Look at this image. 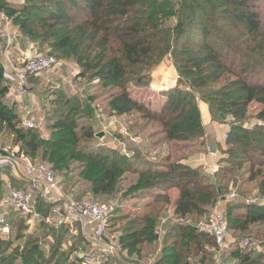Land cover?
Masks as SVG:
<instances>
[{"label": "trees", "instance_id": "trees-1", "mask_svg": "<svg viewBox=\"0 0 264 264\" xmlns=\"http://www.w3.org/2000/svg\"><path fill=\"white\" fill-rule=\"evenodd\" d=\"M36 1L25 0L26 5L19 11L3 3L0 4V12H5L12 18L15 27L31 44L38 47L47 45L51 50L64 53L66 60L81 65L85 73L92 72L97 77H103V87L115 86L119 89L110 102L112 113L116 116L141 114L143 118L161 126L165 141L200 138L203 130L193 96L197 94L207 104L212 122H221L225 115H232L241 121L248 105L256 103L262 105L263 109L255 118L264 123V80H261V76H264V39L257 41L261 24L257 11L252 10L247 1L210 0L213 1L210 9L221 10V17L227 24L246 27L248 37L254 40V47H249L250 50L259 53L262 58L245 55L229 43L225 34L211 31L206 20L199 21L194 0H189L184 7L185 15L172 30L175 37L170 45L158 39L157 25L151 19L154 18L155 21L157 17L159 20L162 14L157 7L159 0H45L42 6L35 5ZM131 6L136 8L132 15L129 11ZM141 16L152 20L151 23L148 25L146 20H140ZM145 30H149L148 33L144 34ZM61 31H65L66 35H60ZM154 40L159 58L170 53L179 75L193 78L191 86L194 92L189 94L177 89L168 91L166 100L157 113L130 97L123 81L128 67L143 65V60L155 53L152 43ZM182 42L189 43L193 49H180ZM114 45H117V56L107 57V52ZM80 48L83 49V54H78ZM231 52L236 57L250 60L252 68L246 70L241 65L235 67L232 57H229ZM80 76L83 77V74ZM222 83L219 91L208 92L211 84ZM7 93L8 88L0 70V134L10 136L12 147L18 145L19 152L32 162L49 165L54 173L69 172L71 165L79 162V176L90 184V192L94 196L111 194L118 181L129 173L136 175L137 179L124 193L125 199L134 196L140 199L158 191L154 194L149 209L155 203L161 206L141 216L137 223L133 222L129 228L121 231L117 238L120 249L130 256L141 260L146 249L156 245V226L168 210L178 220L194 215L199 217L210 212L218 197L217 193L223 194V187H215L216 184L210 183L198 170L188 169L179 163H169V158L163 159L161 165L141 162L140 165L133 166L132 161L129 162L117 153L107 155L80 151L77 149L79 141L82 138L92 140L95 133L90 129H83V135L79 137L78 126L72 116L73 110L62 99L56 100V96L53 101L55 113L49 120L50 136L46 140L39 139L35 131L19 128L17 115L6 103ZM232 108L235 110L232 111ZM229 132L226 142L230 146H239L237 162L248 166L245 171L249 175L248 181L257 179L258 191L264 197V127L248 131L241 125H232ZM234 132L242 136L232 138ZM249 148L253 152L251 155L248 154ZM40 151L41 158L38 160L36 154ZM228 152L233 154L235 151L230 149ZM61 183L63 186L66 184ZM172 189L177 190L178 194L170 199L165 192ZM73 196L81 197L79 192ZM240 205L227 210L225 219L228 231L244 233L250 226L264 224V203L245 207ZM40 207L44 211L49 209V206L43 204ZM238 210H244V213L231 218L232 212ZM115 214L110 218L109 225L116 219ZM231 219L236 221L234 227L228 223ZM56 232L58 240L64 239L68 234L66 227ZM202 237L213 240L199 233L197 225L192 223L187 226H172L163 241L179 238L181 243L175 241L170 245L164 244L162 255L156 264H184L188 261L191 250L197 253L202 248L199 241ZM3 243L0 239V251ZM60 248L61 242L58 241L52 249V258ZM41 253L38 245H33L24 256V264H32L33 256ZM9 261V257L0 258V264H7ZM261 262L253 261L245 255L238 264H264V260ZM199 263L204 264L205 260L200 258Z\"/></svg>", "mask_w": 264, "mask_h": 264}, {"label": "rangeland", "instance_id": "rangeland-1", "mask_svg": "<svg viewBox=\"0 0 264 264\" xmlns=\"http://www.w3.org/2000/svg\"><path fill=\"white\" fill-rule=\"evenodd\" d=\"M194 1V5L197 8L196 15L199 21L204 22L206 20L207 24L210 25L209 27H211V31L214 30V32L225 34L229 43L244 52L245 55L262 58L259 53H254L250 50V48L254 47V40L253 38L250 39L248 37L246 27L243 25L234 26L227 24L221 17V10L213 11L210 9V5H212L213 1ZM245 1L249 3L252 10L257 11L261 24L257 41H260V39H264V0ZM44 2L45 0H37L34 4L42 6L44 5ZM3 3L17 11L26 5L25 0H0V4ZM188 3L189 0H159L157 2V7L161 9L162 14L159 16V20L157 17L155 21L154 18L151 19L157 25V33H159L158 39H162L165 43H169L170 45L171 40L175 37V32L173 34L172 30L176 26V23L184 17V7ZM135 10L136 8L131 6L129 9L131 15L134 14ZM2 13L5 14V12ZM145 17L146 16H141L139 19L145 21ZM152 20H146L148 25ZM148 31L149 30H145L143 33L146 34ZM193 32L194 30H192V33ZM60 35H66L65 31H61ZM24 38L25 37L21 34L20 40L25 41ZM152 43L153 48H155L154 50H156L155 53H153L152 56L149 55L147 60H143V65L128 67V70L125 71L126 75L123 77V81L125 84V90L130 97L144 104V106L148 107L150 111L157 113L160 111L162 104L166 100L168 91L177 89L189 94H193L194 92L191 86V79L193 78H188L187 76L181 77L175 68L173 56L170 53H167L165 56L159 58L157 55L158 48H156V40L152 41ZM32 45L35 46L34 44ZM35 48L37 54L54 56L58 63H60V66L61 64H64L65 67L69 64L72 65L73 68L72 71L64 72V67L61 66L63 67L61 71L57 72L56 69L54 73L43 74L39 78H36L39 80L34 82L32 80V85L30 83L31 97H34L35 99L38 97L37 106L35 105L32 109L34 110L33 117L35 119H44V128L40 131H35L39 139L46 140L50 136L51 131L49 120L52 119L50 117L55 113L53 101L56 96V100L62 99V101L68 103L69 106L67 105V107L70 108V110H73L72 116H74L75 122L77 123V133L79 137L83 135V129H90L95 133L94 139L86 140L82 138L79 141L77 149L80 151H89L107 155L112 152L117 153L120 157L129 160V162L132 161L131 163L133 166H138L141 162L161 165L163 159L169 158V163H179L188 169L198 170L210 183L216 184L215 187L224 188L223 194H221V192L217 193L218 197L214 200V206L208 214H203L199 217L196 215L189 216L183 220H178L176 217H173L170 210L163 214L156 226V245L146 249L143 259L140 260L135 256H130L125 251H122L117 238L121 231L129 228L133 222L137 223V221L141 219V216L146 215L147 213L152 212L156 207L161 206L160 204L155 203L153 207L149 209L154 194L158 193V191H154L152 195L149 194L140 199H136L135 196L134 198L125 199L123 197L124 193L137 179L136 175L129 173L125 174L120 181H118L111 194L94 196L90 192V184L86 183L79 176V162H75L71 165L70 173H54L59 180L64 183L66 182V184L62 186L65 192L72 195L79 192L81 197L88 196L98 202L109 203L116 206L114 212V214L116 213L114 216L116 219L108 227L106 241L117 243L119 249L117 250V257H108L106 264H147L148 260L152 259V256L157 250L159 237H161V242L159 244L160 251L157 256L158 259L162 255L161 249L164 244L170 245L175 241H179V244L181 243L179 238L175 240L173 238H168L167 241H163L165 234L169 232L172 226H187L189 223L198 225L209 221L215 210L226 216L229 208L231 209L240 204L241 207H245L249 205H261L264 203V197L261 196L258 191L257 179L253 182H249V175L245 173L248 166L245 163L237 162V155H239L240 152L238 148L239 146H230L226 140H222L223 134L227 133V135H230L229 131L232 125H241L248 131L255 129L256 127H264V123L255 118L260 110L263 109L262 105L256 103L248 105L245 109L246 115L241 121L234 118L232 115H225L221 122H212L207 104L202 102L197 94L193 95L200 116L202 130L203 125L200 111L203 107L207 108L212 123L224 125L227 129L226 132L222 133L221 139L217 145L212 147L218 154L217 169L212 177L209 172H203L200 168L202 160L208 163L211 162L204 153V147L208 143L206 141L204 130L203 136L200 138L194 137L186 141H165L161 132V126L150 119L143 118L141 114H133L128 117H118L112 113L110 102L119 89L115 86L103 87V77H97V74L92 72L85 73L81 65L66 60L64 58V53L51 50L47 45L42 47L36 45ZM179 48L193 49V47L187 42H182ZM116 49L117 45H114L113 49L110 48L107 52V57H116ZM82 50L83 49L80 48L78 54H83ZM233 55L232 52L229 53V57H232L235 67L241 65V67L246 70L252 68L253 64L250 60L245 57H236L235 55L236 58H234ZM176 60L178 61L179 59ZM228 64L230 65V63ZM81 74H83V77L80 76ZM156 76H159L160 81L164 84L162 90H158L159 86L157 82L154 81ZM263 77L264 76L262 75L261 80H264ZM49 80L52 81L51 84L45 86L46 81ZM222 85L223 83L211 84L208 92L219 91ZM22 99L23 98L18 99V105H21L22 107L23 104L28 105L25 101L22 103ZM12 104L14 105L11 101H7L8 107L14 110L17 115V120L19 121V112L12 107ZM231 110L233 111L235 108H232ZM99 133H103L104 137L101 139L97 138L96 135ZM234 136L241 137L242 134L234 132L232 138ZM11 141L12 138L10 136L5 137L0 134L1 144H4L6 148L9 147V149L14 152H19V146L16 145L12 147L13 143H11ZM214 143L216 144V141ZM209 144L211 145V143ZM230 149H234L235 152H233V154H228ZM250 149L251 148H249V150ZM248 154L251 155L253 152L250 150L248 151ZM36 156L37 159L40 160L41 151L38 152ZM27 158L31 160L29 157ZM37 163L43 164L51 169L49 165L42 162ZM8 177L6 171L0 172V179L5 180ZM21 189H24V187ZM231 192H234L236 195V199L233 202L219 203L220 196L225 197ZM165 193L170 199H173L177 196L178 191L172 189ZM7 213H9L8 219L10 220L12 228L11 235L6 238H0L4 241L3 245H1L0 258H11V261L7 264H24V256L33 245H38L39 249L42 250V253L33 256L32 264H83L77 249V239H72L69 234H67V237L58 240L57 230L50 228L44 223L40 222L35 227H31L29 225V217L17 216L11 212ZM45 213L46 211L42 209L41 216H44ZM241 213H244V210L233 211L231 218H235L236 215ZM162 221H164L165 224H161ZM228 223L230 226L234 227L236 221L231 219L228 220ZM243 239H248L250 241V246L246 249H241L238 245L239 241ZM58 241L61 242V248L58 250L56 256L52 258V249L56 246ZM199 241L202 248L198 249L199 252L197 253L191 250L189 253V259L184 264H200V258L205 260L204 264H238L240 258L245 255L250 257L253 261L259 260L260 263L264 260V224L250 226L248 231L244 233L234 230L228 231L225 245H218L213 240L206 237H202ZM192 246L191 249H193Z\"/></svg>", "mask_w": 264, "mask_h": 264}, {"label": "built area", "instance_id": "built-area-1", "mask_svg": "<svg viewBox=\"0 0 264 264\" xmlns=\"http://www.w3.org/2000/svg\"><path fill=\"white\" fill-rule=\"evenodd\" d=\"M21 33L13 24L12 18L0 12V70L4 84L8 88L7 96L17 103L18 99L30 94V83L43 74L54 73L58 61L54 56L27 54L21 47ZM32 46V45H31ZM46 81V85L51 84ZM19 128L25 131H37L44 128V119L33 117L34 110L20 108ZM99 118V117H98ZM100 124V122H99ZM227 139V133L222 140ZM0 172L8 171L13 177L24 184V189L4 183L0 195V238L11 235L9 213L29 217L31 227L42 222L54 230L66 227L70 238L77 239V249L83 264H106L108 257H117V243L107 242L109 220L116 206L101 203L91 197L76 198L63 190L52 169L43 164L32 162L19 152H14L0 145ZM205 156L211 162L201 161L200 168L213 177L217 169L218 154L207 143L204 147ZM234 192L219 197L221 202H233ZM49 206L44 216L43 207ZM161 224H165L164 221ZM199 233L212 238L218 245H225L228 227L224 214L214 212L211 219L197 225ZM241 249L250 246L248 239L238 243Z\"/></svg>", "mask_w": 264, "mask_h": 264}, {"label": "crops", "instance_id": "crops-1", "mask_svg": "<svg viewBox=\"0 0 264 264\" xmlns=\"http://www.w3.org/2000/svg\"><path fill=\"white\" fill-rule=\"evenodd\" d=\"M31 45L32 44L30 42H28L26 40L25 41L21 40V47L27 54H35V53H37L35 46H33V45L31 46ZM59 66H60V63L56 67L57 72L62 70V68L64 67V64L63 65L61 64V66H63V67L60 66V68H59ZM72 69H73L72 65L67 64L64 67V72L65 71H72ZM36 80H39V79H34L33 82L36 81ZM154 81H156L158 86H159L158 90H162L164 88L163 87L164 84L160 81V77L159 76H156ZM33 82H31V85H32ZM8 100L11 101V99L8 96H6V103H7ZM37 100H38V97L35 99L34 97H31V95L29 94L28 96L24 97L21 101H22V103H23V101L28 103V105H24L23 104V107H26L28 109H33L35 107V105L38 103ZM11 102L14 103V105L12 104V107L18 110V112H19L18 115L20 116V111H21L20 108H22V106L18 105V103H16L15 101L14 102L11 101ZM200 112H201L202 125H203L204 134H205V137H206V141L208 143H211V145L213 147V146L217 145V143L221 139L222 133L226 132L227 129L225 128L224 125L215 124V123L211 122L209 114H208V110H207L206 107H203ZM215 141H216V144L214 143ZM0 145L4 146V144H1V143H0ZM2 155H3V153L0 151V156H2ZM6 172L8 173L9 177L6 178L5 180L0 179V192L1 193H2V187H3L4 183H10L12 187L18 188V189H20L22 187H25L24 184L20 183L19 180L16 179L15 177H13L8 171H6ZM213 206H214V204L212 205V208H213ZM214 212H216V210ZM160 238L161 237L158 238V247H157V250L155 251V254L153 255L154 257L152 256V259L148 260L149 264H156V262L158 261V257L157 256H158V253L160 251V247H159L160 246L159 244L161 242Z\"/></svg>", "mask_w": 264, "mask_h": 264}, {"label": "water", "instance_id": "water-1", "mask_svg": "<svg viewBox=\"0 0 264 264\" xmlns=\"http://www.w3.org/2000/svg\"><path fill=\"white\" fill-rule=\"evenodd\" d=\"M96 137L99 138V139H101V138L104 137V134L103 133H99V134L96 135Z\"/></svg>", "mask_w": 264, "mask_h": 264}]
</instances>
